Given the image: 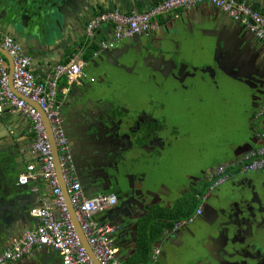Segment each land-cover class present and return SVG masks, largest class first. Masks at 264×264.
Returning <instances> with one entry per match:
<instances>
[{
	"label": "flooded vegetation",
	"instance_id": "af4514ba",
	"mask_svg": "<svg viewBox=\"0 0 264 264\" xmlns=\"http://www.w3.org/2000/svg\"><path fill=\"white\" fill-rule=\"evenodd\" d=\"M13 2L22 11L24 21L40 23L25 24L41 25L38 34L43 25L45 30L55 25L47 24L50 12L61 9H57V0ZM15 28L21 30L17 29L19 26ZM184 29L197 33L206 31V26L193 24ZM155 30L138 38L136 44L124 42L112 49L101 50L96 56L93 52L99 39H104L102 36L88 47L85 38L73 51H63L68 59L77 50H81L82 57L90 54L94 76L93 82L89 79L87 83L98 98L88 100L87 105L91 116L101 115L98 121L87 123L88 128L98 126V132L92 128L83 137L81 149L71 154L74 173L85 182L98 177L97 173L117 172L118 182L121 180L134 187L150 184L156 187L160 197L130 212L128 222L165 214L174 217L197 204L200 215L190 224L201 226L196 230L188 225L180 227L183 233L189 231V234L169 242L165 251L168 259L173 254H184L187 258L182 264H264V174L255 186L249 182L233 185V180L241 176L234 174H230L223 184L214 185L217 166L213 164L219 158L215 153L220 151V146H215L212 151L201 149L197 134L206 126L203 120L206 111L211 107L218 111L214 102L219 98L216 83L220 85V79H216V74L218 65L219 71L225 69V59L218 57L213 65L212 55L205 51L202 52L205 56L197 57L198 60L190 54H177L167 49L161 36L153 34ZM60 34L65 35L62 25ZM83 34L85 37L84 31ZM212 89L213 104L209 108L207 95ZM104 121L109 122L113 135L108 133ZM6 158L9 160L0 164V171L6 167L8 172L11 171V179L16 177L12 171L27 165L23 155ZM122 164L128 170L125 174L120 171ZM110 193L116 199L119 196L114 185ZM107 223L117 228L113 236L115 241L121 226ZM27 255L12 264H60L55 254L47 263L41 258L43 256Z\"/></svg>",
	"mask_w": 264,
	"mask_h": 264
},
{
	"label": "built area",
	"instance_id": "2783aa9c",
	"mask_svg": "<svg viewBox=\"0 0 264 264\" xmlns=\"http://www.w3.org/2000/svg\"><path fill=\"white\" fill-rule=\"evenodd\" d=\"M207 1L232 22L242 25L250 35L264 46V16L239 0H160L144 12L105 11L96 15L85 26L87 47L98 36L104 37L97 43L93 56L101 50L118 46L124 39L134 35L146 36L157 28L155 19L175 10H191ZM83 49V48H82ZM0 51L11 61V70L0 53V113L7 106L11 111L21 114L29 122L34 141L28 150L34 156L36 166L30 163L16 180V186H25L37 176L44 179L51 192L52 202L43 203L30 211V216L39 224L16 239L0 253V264H12L21 260L34 249L47 248L55 252L61 264H94L76 233L71 216L59 187L51 145L42 120L46 118L55 144L58 164L64 188L73 207L79 228L97 264H121L117 257L113 236L116 226L99 223L95 217L102 215L114 206L117 199L112 193L85 198L80 183L73 175L72 158L69 145L63 132L58 88L66 93L68 86L84 76L85 62L81 50L74 52L67 62L57 64L43 80L33 75L29 58L12 37L0 32ZM61 79L64 82L61 84ZM264 113V106L259 114ZM264 171V148L251 150L239 159L220 165L215 171L214 185L223 184L230 174L242 175ZM53 205V207L51 206ZM57 211V215L53 212ZM200 215V207L184 221L175 224V229L190 224ZM160 249L152 251L149 264H159Z\"/></svg>",
	"mask_w": 264,
	"mask_h": 264
},
{
	"label": "water",
	"instance_id": "95a60500",
	"mask_svg": "<svg viewBox=\"0 0 264 264\" xmlns=\"http://www.w3.org/2000/svg\"><path fill=\"white\" fill-rule=\"evenodd\" d=\"M66 3H67V0H57V6H58L57 9L59 7L63 8V5ZM61 11L62 10L60 9L58 11L55 10V11L50 12L51 15L49 18V22L47 24H55V25L50 28H47L46 30H45V25H43L44 28L38 34V31L41 25L26 26L25 24H37V23H34L32 21H29L28 23V21L27 22L24 21L22 11L16 8V5H14L13 0H0V23L4 25L5 28L8 29V33L4 35H7L14 39V41L20 46L22 52L29 58L30 65H32V61H33L32 56L25 52L28 41H29L28 37H35V39H38L37 41L39 42V47L37 49L39 51L43 50L45 42L56 41L58 37H61L60 28L65 20L64 13ZM199 24L206 26V31L197 32V33L195 31L190 32L184 29L186 28L185 24L176 25V24L166 23L161 28V31L163 33L162 40L166 41L167 49L174 50L175 53L177 54L178 53H181L183 55L190 54V56L194 57V59H197V60H198L197 57L203 58L205 56L202 53L203 51H205L206 54L212 55L213 65L216 63V60L218 57L219 59L222 57L223 59H225L223 63L225 64V67L229 68L228 70L233 71L236 74L237 78L241 77V73L245 75V76H242V79L241 78L240 79L242 80V85L245 84L244 81L250 84V86H248L250 89V92L247 96L244 93L245 103L241 106L240 109H241V114H244L246 117V120H248L245 131L247 133V136H250V126L248 125V123L250 122V119L252 117H254L255 119L260 118L257 116V114L260 115L259 111L261 110L260 108L261 106H259V104L262 103L263 98H264V55L262 56L258 52H255V55L251 57L249 56V52L252 50L250 41L248 37L246 36V33H245L246 29L238 23L226 24L224 22L218 21L217 19L213 18V19H207V21H203V22L201 21ZM18 26L19 28L17 29H21L19 31H17L15 28ZM159 28L160 26L157 25V30ZM9 30L10 31L12 30L13 32L11 33ZM142 37H143L142 35H134L131 38L124 39L120 44L124 42H128L129 44H136V42L138 41V38H142ZM99 41H101V39H99ZM0 53L2 56L5 57V59L9 63V67L11 70L12 68H11L10 59L3 52L0 51ZM232 58L242 59L244 64H242L240 68H238V66L236 65H235L236 67H231ZM84 62H85V65L82 68L84 76L78 79L72 85L68 86L69 89L66 93H62L61 91L58 90V94L61 95L59 98V104H60V112H61V116H62V120L64 124L63 132L67 140V143L69 145L70 153L72 155L74 154V151L81 149V147L83 146V137L87 135V133L92 128L96 132H98V126L91 125L90 128H88L87 123L91 121L96 122L99 119H101V115L99 117L91 116L90 107H88L87 105L88 100L95 101L97 100L98 97L94 91H91V89L88 88L89 83H87V81L90 79L92 83L93 76L87 75L85 70H87L88 63L85 60ZM218 68H219V65H218ZM209 69L213 72L212 68H209ZM75 94H80V95H75ZM67 104H70L71 109L72 108L73 109L71 110L70 114L66 118L67 115L65 116V107ZM2 113L3 111L0 114ZM263 114L261 115L262 117L264 116ZM103 118L107 121L106 115H104ZM42 120L45 125V130L48 136L49 143L51 145V152L54 158L55 170H56V174L59 180V187L61 189L65 205L71 216V220L73 222V225L75 227L76 233L79 236L80 241L85 247L86 252L88 253L89 257L92 259L93 263L97 264L95 257L93 256L90 248L86 244L85 237L79 228L73 207L71 206L69 202V197L66 194L64 183H63V178H62L60 167L58 164L57 150L53 142L51 132L49 130L48 122L46 118L44 117V115H42ZM106 121L104 122H105V125L107 126L108 133H110L111 131L109 129L110 124L109 122L107 123ZM110 134L113 135L112 133ZM247 136L244 137L242 140L243 141L245 140V143L249 145L250 141L248 140L249 137L247 138ZM68 141H70V143ZM32 143L33 142L27 145L22 144L19 150L20 155H22V152H25V149H26V153H28V150H30L29 147ZM70 144L72 147L70 146ZM104 147H105V144L103 146V149ZM77 155L80 156V154H77ZM8 160H9L8 158L0 156V164H3L5 162L7 163ZM73 165H74V160L72 158L73 175L76 178V180L80 183L81 187L84 186L85 188L94 190V192H91L92 195L90 197H95L97 195L110 193L112 185H114L118 189V192H119V196H117L118 205L114 206L113 208H111L110 210L104 213L105 216L103 217V223L112 222V223H118L120 225V223L128 222L130 220L129 218V215L131 214L130 212L134 211V209H138L143 203H151V201H155L156 199L160 197L156 193L157 192L156 187H154L152 184L140 185V186L134 187L130 183L121 182V180H119L118 182L119 178H118L117 172L112 173V174L108 173V171L107 173H104V174H102L103 172L97 173L99 174L98 177L96 176L90 179H86L85 182L82 181L83 182L82 183L79 177L76 175L77 173L76 174L74 173ZM5 168L4 169L2 168L3 175H4ZM120 171L122 174H125L126 171L128 170L126 166L122 164ZM263 174L264 173H259V172H256V173L254 172L252 174L251 173L243 174L239 176L238 178H236L235 180H233L232 183L233 185L238 186L239 183L242 184V183L249 182L250 185L253 184V186H255L257 185V183L261 181ZM36 179L42 180L48 186L47 182L44 179H42L40 176H37ZM35 182L29 181L28 184L25 186L15 185L14 188L16 190L11 191L10 193L6 195L7 196L6 202H8L7 205L13 208L14 210H19L20 207L25 204L23 202V200L25 199L21 196V194H19V192L22 189H25L28 186H30V184L32 185L35 184ZM153 184H157V183H153ZM33 191L37 192V188H34ZM49 198L51 199V194ZM49 198H43V196L40 197L37 200L38 206L32 207L29 210V213L32 209L40 207L44 202L50 203L51 201H48ZM51 206L53 207V205ZM53 212L57 215V211H53ZM17 216H19V214ZM186 225H189V224H186ZM5 226L6 225L0 223V232L1 230H3V227ZM27 231L29 230H26L25 232ZM172 233L176 234V239H179V238H182V236L184 237L186 233L189 234V231H186V233H183L179 227L174 232H171V234ZM168 234H170L169 231H168ZM1 235H5V234L3 233V234H0V236ZM165 235L166 234H162L163 237H165ZM114 246H115V242H114ZM37 250L39 251L37 255H40V256L47 255V250H48L47 248H41ZM186 258L187 257L184 254L183 255L173 254L168 259L166 258L165 252L164 254H162L163 264H169V262L170 264H182L184 261H186ZM119 261L121 263L120 259ZM160 263H161V252H160Z\"/></svg>",
	"mask_w": 264,
	"mask_h": 264
},
{
	"label": "crops",
	"instance_id": "0c3cea01",
	"mask_svg": "<svg viewBox=\"0 0 264 264\" xmlns=\"http://www.w3.org/2000/svg\"><path fill=\"white\" fill-rule=\"evenodd\" d=\"M159 1L160 0H67V3L63 5V8H61V12L64 13L65 18L64 23L62 24V27L65 28L64 36L58 37V39L53 42H45L43 50L41 51L37 49L39 47V42L37 41L38 39H35V37H28L29 41L25 52L32 56L33 61L32 65L30 66L33 75L37 80H43L55 65L67 62L68 57H66L67 55H63V51L65 49H70L71 51H73L75 47L79 46L84 41L85 37L83 36V31L85 32V29L83 26L87 24V22L91 21L94 16L98 15L99 13L105 11H118L124 14L132 10L137 12H144L149 10ZM239 1L246 3L253 10L259 12L262 16H264V0ZM213 18L226 24H235L231 22L229 18L223 15L217 8L213 7L209 2L204 1L193 7L191 10L179 9L172 11L164 16L157 17L155 19V23L159 25L160 28L158 30L156 28V30L153 31V34L157 35V37L161 36L162 38L163 33L161 31V28L166 23L176 25L185 24L186 26L190 25L191 27L193 24H199L201 21L203 22L207 21V19ZM38 23L39 22L37 21V24ZM74 25H78L79 27H75ZM245 31L252 49L249 52V56L251 57L255 55V52H258L263 56L264 46L260 42H258L252 35H250L247 30ZM0 32L2 34L8 33V29L5 28L1 23ZM82 58L88 63L87 70H85L87 75L94 76L91 69L93 67L91 66L92 60L90 58V54L85 55ZM5 61L7 65H9L6 59ZM63 82L64 80L61 79V84ZM58 90H61V85ZM218 92L219 95L217 96V93V97L220 96V88L218 89ZM260 106V108H263L264 98ZM72 109L70 104L66 105V118L68 117ZM257 116L260 117L257 119L256 123L259 126L261 133L259 134L258 130L255 134L247 136V138L249 137L248 140L250 141L249 145L245 143V140H242L238 144L236 143V145L235 143L229 145L231 141L217 144V146H220L218 147L220 151H217L215 154H218L219 158L223 156H229L228 160L223 161L222 164L220 163L221 165L235 161L239 159L243 154H246L251 150L264 148V116L262 117L258 114ZM0 136V156L5 157H15V155H18L19 157V150L21 148V145H27L34 141V134L26 118L17 112L11 111L7 106L4 107L3 113L0 114ZM239 151H241V155H238ZM22 155L25 164L26 162L27 165L30 163H34L36 166H38V163L36 162V158L34 156H29V154L27 153H24ZM27 165L23 166L21 170L12 171L16 176L14 178L12 177V179L9 175L11 171L8 172L7 169H5L4 175L3 171H0V223L6 225L0 232V234H5L0 236V253L10 246V243L14 238L22 235L26 230H32L38 224V221L33 219L29 215V210L34 206H38L37 200L40 197L43 196V198H49L51 194L50 189L45 182L35 179L33 181H36L35 184H30V186L22 189L19 192V194H21V196L25 199L23 200L25 204L22 205L19 210H14L7 205L8 202H6V195L11 191L16 190L14 186L17 177L25 171ZM34 188H37V192L33 191ZM81 188L83 197L88 198L92 195L88 188H85L84 186H82ZM48 201L52 202V196ZM197 208V204L191 210H189V208L187 207L184 211H182L181 214H177L174 217H169L165 214L163 217L159 218L147 216L145 218L138 219L135 222L133 221L128 223H120L119 226H121V228L115 236L114 242L117 249V257L121 260V264H149L151 253L156 248H159L161 252V263L159 261V264H163L162 254H164L166 249L168 250V246L170 245L169 242H173L176 239V234H171V232H174L176 230L175 224L186 220L187 218L182 219L184 216L191 213L193 215ZM18 214L19 216H17ZM104 216V214L98 215L95 217V219L99 223H103ZM172 222L173 226L171 228L165 227L162 229L159 235L154 234L153 228L156 227V224L169 223L171 225ZM192 224L188 225L187 227L196 230L201 226L200 224V226L194 224L193 226ZM131 225L132 227H130ZM186 228L182 229H185L184 231H186ZM168 231L171 235L168 234ZM162 234H166L165 237H163ZM31 252V254L29 253L31 257H37L36 255L39 253L37 249H34ZM54 254L57 255L55 252L48 249L47 255H44L41 258H45V263H47L52 259V256ZM58 261L60 263L59 258Z\"/></svg>",
	"mask_w": 264,
	"mask_h": 264
},
{
	"label": "rangeland",
	"instance_id": "374dc122",
	"mask_svg": "<svg viewBox=\"0 0 264 264\" xmlns=\"http://www.w3.org/2000/svg\"><path fill=\"white\" fill-rule=\"evenodd\" d=\"M231 64V67L238 66V68H240L244 63L242 59L237 58L232 59ZM224 68L225 69H220V71L219 68H217L216 74V79H220V85L219 83H216V85H218L221 89L219 98L214 102V105L216 106L218 111H215L212 107L210 110L206 111L205 117H203V120H205L204 124H206V126H203L201 129H199L197 133L198 137L200 136V147L203 150L212 151V149L217 146V144L230 141L231 143L237 142L238 144L244 137L247 136L245 129L248 120H246L244 114H241L240 108L245 103V94L247 96L250 92V89L248 87L250 86V84L244 81L245 84L242 85L241 79L242 76H245L244 74L241 73L240 79L237 78L236 74L233 71L229 72V68ZM212 92L213 89L212 91L210 90L209 94L207 95V103L209 108L213 104ZM256 122L257 119L251 118L250 122L248 123V125L250 126V135L255 134L258 130V133H261V130L259 129V126ZM240 153L241 151H239L238 155ZM218 159L219 160H216L213 164L217 167L220 166L223 161L228 160L229 156H223Z\"/></svg>",
	"mask_w": 264,
	"mask_h": 264
},
{
	"label": "trees",
	"instance_id": "16d2710c",
	"mask_svg": "<svg viewBox=\"0 0 264 264\" xmlns=\"http://www.w3.org/2000/svg\"><path fill=\"white\" fill-rule=\"evenodd\" d=\"M94 48H96V47H94ZM190 216H192V213H191V214H188V215H186V216H184L182 219L189 218ZM180 220H181V219H180ZM175 221H176V220H175ZM175 221H174V222H175ZM155 226H156V227L153 228L154 234L159 235L163 228H165V227H166V228H171V227L173 226V222L171 223V225H170L169 223H165V224H163V223H158V224H156Z\"/></svg>",
	"mask_w": 264,
	"mask_h": 264
}]
</instances>
